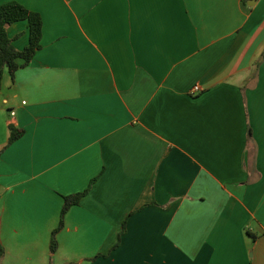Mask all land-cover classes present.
Segmentation results:
<instances>
[{
	"label": "crops",
	"instance_id": "1",
	"mask_svg": "<svg viewBox=\"0 0 264 264\" xmlns=\"http://www.w3.org/2000/svg\"><path fill=\"white\" fill-rule=\"evenodd\" d=\"M10 1L0 264H264V0Z\"/></svg>",
	"mask_w": 264,
	"mask_h": 264
},
{
	"label": "trees",
	"instance_id": "2",
	"mask_svg": "<svg viewBox=\"0 0 264 264\" xmlns=\"http://www.w3.org/2000/svg\"><path fill=\"white\" fill-rule=\"evenodd\" d=\"M28 21L30 31V41L24 50H17L13 45V40L8 35V27L18 21ZM43 18L39 12L32 11L18 1H10L0 5V91L3 86L4 72L7 69L11 77L14 78L17 70L21 66H27L33 60L36 53L42 48ZM23 60L20 65L18 60ZM9 139L5 148L20 139L24 135V130L9 124ZM251 137V131H249ZM4 148V149H5ZM4 149L0 150V158ZM88 190L72 196L65 197V203L61 213V220L58 228L52 233L51 249L57 248V234L64 226V219L73 205H77ZM125 230V225H124ZM2 252H0V259Z\"/></svg>",
	"mask_w": 264,
	"mask_h": 264
},
{
	"label": "built area",
	"instance_id": "3",
	"mask_svg": "<svg viewBox=\"0 0 264 264\" xmlns=\"http://www.w3.org/2000/svg\"><path fill=\"white\" fill-rule=\"evenodd\" d=\"M193 91H194V93L200 91V87L199 86L194 87Z\"/></svg>",
	"mask_w": 264,
	"mask_h": 264
}]
</instances>
